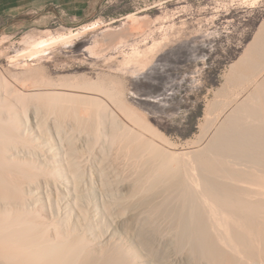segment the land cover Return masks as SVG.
Here are the masks:
<instances>
[{
  "label": "rangeland",
  "instance_id": "1",
  "mask_svg": "<svg viewBox=\"0 0 264 264\" xmlns=\"http://www.w3.org/2000/svg\"><path fill=\"white\" fill-rule=\"evenodd\" d=\"M15 2L17 5H13ZM263 21L264 0H0V70L4 73L7 71L5 74H10L11 77L8 74L7 75L12 78V82H14V85L12 84V86L16 87L18 82L22 85L20 82L21 80L23 83H27V85L23 84L26 87L30 83H37L36 85H38L39 83L42 84L44 82V85L50 86V88H57V86L62 87V85L63 87L65 85V87H68L67 84L64 85V83L67 82L69 86L73 83L76 85L78 83L80 86H78V90L75 88L76 91L80 94H84L87 92L85 89L89 88V86H87L89 85L87 81H94L96 84L99 79L104 80L105 84L116 85L117 89L118 87L120 88L118 89L120 92H124L119 93L121 100H118V102L116 101L117 103L115 102L113 106L107 105V107L104 106L105 108L98 110L97 107L90 106L92 104L90 101L89 103L86 102L87 105H85V103L84 105L82 104L83 106L80 105L81 103H79V99L77 100L76 98V100H69L70 103L67 101L64 104H62V102L53 104L54 101L51 100L52 98H47V96H42V98H44L42 102L41 99L39 101L37 100L41 104V110H47L46 113L47 115L48 113L50 114V118H52L55 114L58 115L54 117L59 120L60 124H62L61 132H65L67 130L66 133L68 134H62L64 137L63 142L65 143L66 148L69 146L67 143L72 141L74 144L77 143L75 146L74 144L71 145L74 147L78 146L80 148L77 149L78 151L80 150L79 158L81 157L80 159L82 161L79 159L80 162L77 161L76 164H74L75 166H73V168H75L76 165L78 166L76 169H72L69 166L67 168V164L60 161L58 162L60 165L56 164L55 166H57L60 171L62 170L63 173L61 171V174H56V177L53 176L54 174H52V170L56 167L51 166L53 169H51V173H49L50 171L48 172V176L41 175L42 178L36 177L37 179H32L31 181L33 182L31 185H29L30 181H27L25 184L26 187L28 185L29 188H33H31L32 191L25 193L27 195L26 197L29 198L28 200H34V202L31 200L33 204H29L31 209L35 208L33 207L36 206L35 201H38L37 203L39 204H37L35 208L36 210H31L33 213H30L29 210L28 215H23V222L26 221V219H28L26 222L39 224L43 223V221L47 223L56 222L58 227L60 226L62 230L65 228L63 231L65 235L68 233L69 236H66L68 239L75 240L76 236H78V238L79 236L85 237L87 241L82 243V247L84 246L85 250H87L86 252H88V249L90 250L91 247L99 248L100 250H104L105 248V251L102 252H106L107 250L114 251L118 245L122 248L125 247L128 252H132L130 253V256H134H132L133 260L136 259L132 261L134 262L133 264H224L220 261L222 260L221 256L224 255V252L225 254L227 252V255L230 252V255L233 256L234 253L232 251L235 252V255H240V258L237 255L236 256L238 258L234 256L235 260L238 259V262L235 261L233 264H264V236L262 237V234H259L261 236L257 234L258 238L255 234L254 237L252 236L253 238H250V236L245 237V235V238L250 239H248L249 241L246 239L247 245L244 244L247 248L243 245L237 249V251L240 250L239 252L235 249L233 250L230 244L235 241L231 240L234 239V237L231 236V238L228 233H225L223 220L221 222L219 221L221 219V215H216L211 210L213 206L210 202L203 199L202 194L204 192V188H223L226 185L227 180L218 175L221 172L220 170L235 173L246 170L255 171V169L264 170V164H262L263 162L260 163V160H256L258 162L256 163L254 162L255 160L252 159L255 155L256 159L261 158V161L264 160V143L260 142L264 141V134L259 135V127L262 125L264 126V116L260 111L264 106V93H261L260 91L262 90V92H264L263 87H261V89L258 88V96L261 95L260 97H263V100H257L259 98L254 96V98L256 97L255 100L257 102L259 101L257 103L255 100H251L253 96L247 97V100L249 101H246V104L248 103L246 105L247 108L241 110L248 111L247 109H249L251 111L248 112L249 115L247 112H242L238 106L236 108L234 105L238 98H244V95H246L245 93L248 91V89H244L251 85L250 82H252L254 78H257L258 74H262L264 76V32L259 34L261 38L258 36L260 38V42L261 39H263L262 44L260 42V44H257L263 45V47L259 46L258 48L256 45V47L253 46L250 50L254 59L251 61L246 59L244 60L246 62H240L237 69H231L230 67L233 62L240 60L248 45L254 40L255 35L260 29L259 26H261ZM255 59L256 61H254ZM243 64L246 65V68ZM28 67H31L32 70L29 72L30 74L27 75L28 71L26 70ZM241 67L244 69L248 68L250 71L248 72L249 75L245 72L243 73V69ZM16 73L18 74L15 76ZM250 73L254 75V78L253 75H250ZM26 75L28 77L31 76L29 77L30 79L26 78ZM121 80L123 84L121 83ZM113 81H119V86L117 83L112 84ZM53 85L56 86L54 87ZM86 94H88V92ZM237 96L238 98L236 99ZM37 101L34 100L33 102L36 103ZM73 102L76 104L78 103V105L76 106ZM122 102H126L129 106L122 107V104H120ZM43 103L45 105H43ZM209 103H212L211 106ZM208 104L209 108L207 107ZM249 104L252 105L251 107L253 108H251ZM257 104H263L259 111L255 110L260 108ZM84 106L87 107L84 108ZM255 106L256 108H254ZM132 110H135L137 113L139 111L138 114L143 117L141 118L144 121L147 120V123H151L150 125L152 126L154 125L153 129L157 133L159 132L158 135L161 137L160 139L163 142L162 145L164 147L161 146V148L165 150H172L178 160L177 162L175 160L176 164L179 163L177 164L178 167L176 164L174 165L175 162L172 163L171 167H176L182 176L186 171L187 173L185 174L190 173L188 174L189 176L186 181L182 180L183 183H177V185L175 178L180 174L178 173V175L175 176L173 175L174 172L172 174L171 171H168L167 173L164 172L165 174L163 173V175L160 176L159 179L161 184L158 185L159 187L150 188V182L147 177L149 173L156 170L155 167H157L158 162H160L156 158L159 159V157L154 154V157H150L147 153L144 155L142 151V154L140 151L139 154L136 153L135 151L137 149L135 147L139 144V140H137V138L135 139L134 136H139L140 138L138 137V139H141L140 134L136 135V133L138 134V131L136 132V130L134 128L132 129L130 125L128 127V124H126L127 127H123L125 124L119 126L112 123L118 119L117 116H119V113H121L120 115L123 117L119 116L121 120L125 118V121H131L130 123H132L133 119L130 116L133 113ZM262 110H264V107ZM81 111L85 113L83 114L85 117L81 114ZM53 112L54 114H52ZM58 112L61 113L59 114ZM244 116L249 118H245ZM109 117L112 119H108ZM71 123L74 127H72L73 125ZM64 125H66V128ZM263 126L261 129L264 130ZM69 128H71V130ZM222 128L223 130H227L223 131ZM221 130L223 132L222 135V132H220ZM228 130L232 132L230 133ZM71 132L72 136H70ZM110 133L114 136L112 137ZM217 133L222 137L217 135ZM229 135H231V139L229 138L228 140ZM67 136L72 137L71 139L76 137L77 141H75V139L70 141V138H68L69 142L67 141ZM246 136H251L250 138L253 141L251 139L250 141ZM242 137L243 139H240ZM258 137H262L260 139L263 140H259ZM111 138H113V140ZM206 144L208 145L206 146ZM54 147L57 148V145H54ZM245 152L248 155H245ZM252 152L256 153L252 154V157L250 155L249 158V154ZM179 153L182 154L180 155ZM109 161L110 163H107ZM93 162H96L97 164H93ZM148 162L149 164H147ZM103 167L105 168L103 169ZM79 168H81V170ZM138 168L140 169L137 170ZM151 168L153 170H151ZM149 170H151V172ZM71 173H73V175L77 174L75 178H78H76L78 182L75 178L74 179L76 181L73 180L74 176L71 175ZM49 175L55 177V180L57 179L58 185L61 188H59V191L57 192L59 193L61 190L60 194L52 188L49 179L50 181H54V178L52 179ZM15 177H13L12 182L16 181ZM45 177H49L47 178L48 180ZM167 179L172 180L169 181ZM69 181L72 184H77H74V187ZM125 181L133 186V188L130 186L131 189H125ZM171 181L173 182L171 183ZM15 183L16 182L4 183L7 187L4 186L5 193H0V199L3 200H0V207H2V209L14 206L15 204V206L20 205L18 204L19 202H8L11 201V197V199L18 197L19 201L24 194V191H21L23 188L21 190L19 188L20 184ZM34 183L36 184L34 185ZM12 185H14L15 188ZM17 186L19 187L17 188ZM38 186L39 188L36 189ZM67 186H71L70 189ZM75 188L76 190H73ZM18 189L21 191V195L18 193ZM24 189L27 190L25 186ZM41 190H43V192H41ZM37 191L40 193L38 194ZM153 191L155 192L153 193ZM34 192L35 194L37 193L35 196H39L38 198L34 197ZM149 193L156 195L155 197L157 198L155 205L153 201V204L149 203L142 206L143 211L140 210L141 214L137 210V216L134 215L133 218H129L130 222L128 223V226L122 225L119 221L114 220L118 219L119 215H121L123 206L120 205V203L118 205L117 201L124 199L122 196L126 197L128 201L121 200L122 204L125 203L123 201H126V206H129V203L131 206V203H135V200L137 201V199L141 197L143 198L146 195H150ZM119 194L122 196L120 197ZM30 195H33L34 198L30 197ZM45 195L48 196L46 197ZM133 196L136 199H134ZM26 197L24 196V201ZM40 197L45 200H42ZM119 197L120 199H118ZM3 198L6 199L4 200ZM78 199H80V201ZM128 199H130V201ZM104 203L105 206L103 205ZM112 203L116 204V206ZM176 204L178 206H176ZM38 206L39 208H37ZM117 207H121V210ZM43 208L46 209L44 210ZM116 209L120 210V214L116 213L119 211H116ZM139 209H141V207ZM232 209L235 212L233 213L237 216V210L235 208ZM114 210L116 212H114ZM190 213L193 215H190ZM260 214L261 213H258V216ZM260 216L258 218L261 219L264 215ZM36 217L38 221L36 220ZM214 217L217 219V224L220 225L215 223L216 221ZM60 219L62 220L60 221ZM234 219L236 218H233V221H230V224L238 227V220ZM260 219L258 220L261 221ZM51 220L55 221L52 222ZM202 220L205 222L203 223ZM235 221L237 222L235 223ZM185 222L187 223V226L189 225L188 229L191 231H189L190 236L187 235V237L183 235L184 225L186 224ZM188 222L190 223L188 224ZM232 222H234V224ZM80 223L82 225H80ZM15 224L16 225H12L14 232L16 235L20 233L19 235H22L23 237L24 233L22 234V225H18V223ZM39 224L35 225L37 230L44 234L47 233L45 235L43 234V236L47 239H51L50 234L52 233L51 236L54 234V227H49L51 228L50 230L53 231H45V227H42L41 225L39 226ZM92 224L94 225L92 226ZM192 225L193 227L195 226L193 229ZM80 227L82 229H80ZM0 229L1 245V240L3 242L5 238H8V235L5 229ZM72 230L75 232H72ZM4 231H6V234ZM230 240L232 242H230ZM98 242L102 243L99 244ZM99 245L102 248H100ZM2 247L0 246V250L3 251L0 255V264H6L7 262L9 264L11 261L12 263L14 261H23L22 263L25 264H43L46 261V259L42 260L43 262L40 259H37L36 261L28 257H26L28 260L26 258L23 259V257L19 253H15V251V256L13 253L11 255H13V258L15 257L18 259L12 260V257L10 258L11 255L8 256L7 253H5L7 252L5 251L6 249L4 250V247ZM250 247L252 248L251 251H249ZM245 249L246 251L248 250L247 252H249V254L245 252ZM220 250L221 253L223 251L222 254H219ZM214 251L217 256H214L216 255ZM241 253L243 254L241 255ZM4 254H6L9 258H5L6 256ZM83 255L84 254L80 256L81 262L82 260H85ZM171 256L172 258L170 259ZM174 256L175 258L176 256L179 258L182 257V259L184 257V260L188 259L187 261L190 262H186L185 260V263H177L173 259ZM215 257H219V260ZM172 261H174V263Z\"/></svg>",
  "mask_w": 264,
  "mask_h": 264
},
{
  "label": "bare ground",
  "instance_id": "2",
  "mask_svg": "<svg viewBox=\"0 0 264 264\" xmlns=\"http://www.w3.org/2000/svg\"><path fill=\"white\" fill-rule=\"evenodd\" d=\"M260 27V29H259V31H258V33L255 35V38H254V40L248 45V47L246 48V50H245V52H244V54L242 55V57L240 58V60H237V61H235V62H233L231 65H230V67H231V69L232 68H238V65L240 64V62H243L244 60H253L254 59V56H252V54H251V52H250V50H251V48L254 46V47H256V45L257 44H262V42L264 41L263 39H261V42H260V38H261V36H259V34H261V33H263L264 32V21L262 22V24H261V26H259ZM260 38H259V37ZM264 36V35H263ZM264 38V37H263ZM263 40V41H262ZM260 42V43H259ZM258 46V48H259V46H262L263 47V45H257ZM261 47V48H262ZM263 49V48H262ZM137 50V49H136ZM260 51H261V49H260ZM263 51H264V49H263ZM255 53V52H254ZM259 53V52H258ZM264 53V52H263ZM260 56V55H259ZM263 57V56H262ZM257 59V58H256ZM256 59L254 60V61H256ZM260 59V58H259ZM263 59V58H262ZM262 61V60H261ZM244 62H246V61H244ZM245 64V63H244ZM243 64V65H244ZM260 64V63H259ZM27 65V64H26ZM242 66V65H241ZM246 65H244V67H245ZM250 66V65H249ZM243 67V66H242ZM241 67V68H242ZM246 68V67H245ZM26 69V68H25ZM240 69V68H239ZM243 69V73L245 72V73H247L248 74V72H250L249 71V69L247 70V69H244V68H242ZM242 69H240V70H242ZM262 69V68H261ZM260 69V70H261ZM32 69H31V67H28L27 68V70L26 71H28V73H27V75L28 74H30L29 72L31 71ZM245 70H247V71H245ZM2 70H0V193H3L4 192V186H6L5 184L6 183H13V182H16V183H19L20 185V187L19 186H17V188L19 187L20 188V190L23 188V190H21V191H24V194L22 195V198H20L21 200H19L18 201V197L17 198H13V199H11L10 198V200L11 201H8V202H14V203H17V202H19L18 204H20V205H18V206H9V207H5L4 205V207L5 208H3L2 209V207H0V228H3V230L5 229L6 231H4V233L6 232L7 233V235H8V238H5V240L2 242V240H1V247L5 250V251H7V252H5V253H7V255L8 256H10L12 253L14 254V256H15V253L17 252V253H19L22 257H23V259L24 258H26V257H28V258H32V260H36L37 261V259L39 260H44V259H46V261H45V263H43V264H133L134 262H132V261H134V260H136V259H134L133 260V258H132V256H130V253H132V252H128L126 249H125V247H119V245L114 249V251L113 250H107V251H109V252H102V251H105V248H104V250H100L99 248H94V247H91L90 248V250L88 249V252H86L87 250H85V248H84V246L82 247V243L83 242H86L87 240H86V238L85 237H80L79 236V238H78V236H76V239L75 240H70V239H68L66 236H69L68 235V233H66L67 235H65L64 234V229L62 230L61 228H60V226L58 227V225L56 224V222L54 223L53 221H55V220H51L53 223H47V222H44L43 221V223H41V224H39V223H31V222H26L28 219H26V221H24L23 222V220H22V218L24 217L23 215H28L29 214V210H30V213L32 212L31 210H36L35 208H36V206H37V204H39V203H37L36 201H35V203H36V206H33V207H35V208H33V209H31V207H30V203H32L31 202V200H28L29 198L28 197H26L27 195L25 194L26 192H30V191H32V189L31 188H29V186L27 185V187H26V183H27V181L29 182L30 181V184L29 185H31V183L33 182V181H31L32 179H37V178H40L41 177V175H43V176H48L47 174H48V172L49 173H51V169H53L51 166H53V167H56V168H54L52 171V174H54L53 176H55L56 174L58 175L59 173L61 174V171L57 168V166H55L56 164H59L58 162H62L63 161V163H65V164H67L66 166H67V168H68V166L70 167V168H72V169H76V168H78V166L76 165V167L75 168H73V166H75L74 164H76V162L78 161V162H80V158H79V156H80V150L78 151V149L77 148H79L78 146L77 147H74L76 144H74V142L72 141V142H70L71 140H73V139H75V141H77L76 139V137L75 138H73V139H71L72 137H66L67 138V141H69L70 143H67L69 146H67V148H66V146H65V143L63 142V140H64V137L62 136V134L63 133H66V131L64 132H61V130H62V124H60L59 123V120L57 119V118H55L54 116H58V115H54L52 118H50V114L48 113V115H47V113H46V111L44 110V111H42L41 110V104H40V102H38L40 99H41V102H42V100H44V98H42V96H47V98L49 97V98H52L51 100L52 101H54L53 102V104L54 103H57V102H62V104H64L65 102H69V100H78L79 99V103H81L80 105H84V103H85V105H87L86 104V102H88L89 103V101L92 103H90L91 105V107L92 106H94V107H97V110L98 109H103V108H105L104 106H106L107 107V105H112L113 106V104H115V102L117 101L118 102V100H121V97H119L120 95H119V93H121L118 89H120L119 87H118V89L116 88V85H109V84H105V81L104 80H99L98 79V82H96V84H95V82L94 81H91V82H89V81H87L88 82V84L89 85H87V86H89V88H86L85 90H87V92H88V94H86V93H84V94H80L79 92H77L76 91V89L78 88V86H80L78 83H77V85L75 84V83H73V84H75V85H73L72 83V85H73V87H72V85L71 86H69L68 85V82L67 83H64V85L65 84H67V86L68 87H63V85H62V87L60 86V87H58L57 86V88H50V86H45L44 85V82L42 83V84H38V85H36V84H34L33 82V84H29L27 87L25 86V85H23V84H26L27 85V83L26 82H22V80L20 81L21 82V84L22 85H20V83L18 82V85L15 87V86H12V84L14 83V82H12V78H10L11 76H10V74H5L3 71L1 72ZM5 71V70H4ZM11 71V70H10ZM21 71V70H20ZM237 71V70H236ZM8 72H9V69H8ZM24 73H26L25 71H23ZM33 72V71H32ZM230 72V71H229ZM252 72V71H251ZM260 72V71H259ZM263 72V71H262ZM15 73V72H14ZM20 73H22V72H20ZM13 74V73H12ZM18 73H16L15 74V76L17 75ZM26 75V76H27ZM32 75V74H31ZM249 75V74H248ZM250 75H253L252 73H250ZM260 74H258V76H259ZM25 76V75H24ZM23 76V77H24ZM107 76V75H106ZM257 76V78H254V75H253V78H254V80L252 81V82H250L251 83V85H250V83H249V87H247L246 89H244V90H247L248 89V91H247V93H245L246 95H244V98L242 97V98H238V96L236 97V103L234 104L235 105V107L237 108V106H238V108L241 110V109H245V108H247V104H246V101L247 102H249L248 100H247V97H252V99L251 100H255L256 99V97L254 98V96H257V98H259V99H257V100H263L260 96L261 95H259L258 96V88H260L261 89V87H263V91H264V76L261 74L259 77ZM29 77H31V76H29ZM28 76L26 77V78H29ZM35 77V76H34ZM43 77H45V76H43ZM102 77V76H101ZM233 77V76H232ZM235 77V76H234ZM237 77V76H236ZM255 77H256V75H255ZM64 78H66V77H64ZM73 78V77H72ZM79 78V77H78ZM107 78H108V76H107ZM225 78H227V77H225ZM30 79V78H29ZM37 79V78H36ZM51 79V78H50ZM50 79H49V81H50ZM60 79V78H59ZM70 79V78H69ZM249 79H251V78H249ZM15 80H16V78H15ZM27 80V79H26ZM40 80V79H39ZM63 80V79H62ZM72 80V79H71ZM107 80V79H106ZM233 80V79H232ZM237 80V79H236ZM247 80V79H246ZM23 81H24V79H23ZM31 81V80H30ZM34 81V80H33ZM43 81V80H42ZM46 81V80H45ZM61 81V80H60ZM97 81V80H96ZM108 81V80H107ZM120 81V80H119ZM119 81H117V82H112V84H115V83H117L118 84V82ZM17 82V81H16ZM28 82V81H27ZM40 82V81H39ZM48 82V81H47ZM86 82V83H87ZM50 83V82H49ZM61 83V82H60ZM59 83V84H60ZM121 83H122V80H121ZM234 83V82H233ZM247 83V82H246ZM123 84V83H122ZM228 84V83H227ZM231 84V83H230ZM14 85V84H13ZM15 85H16V83H15ZM52 85V84H51ZM96 85V86H95ZM121 85V84H120ZM54 86V85H53ZM52 86V87H53ZM56 86V85H55ZM54 86V87H55ZM75 86V87H74ZM118 86H119V84H118ZM244 86V85H243ZM248 86V85H247ZM84 87H85V84H84ZM123 87H124V85H123ZM227 87V86H226ZM225 87V88H226ZM229 87V86H228ZM76 88V89H75ZM79 89V88H78ZM77 89V90H78ZM220 90H221V88H220ZM220 90H218V91H220ZM257 92H256V91ZM261 91V93H264V92H262V90H260ZM243 92V91H242ZM122 93H124V92H122ZM240 93V92H239ZM46 94V95H45ZM228 94V93H227ZM235 94V93H234ZM236 94H238V93H236ZM241 94V93H240ZM243 94V93H242ZM121 95H123V94H121ZM77 96V97H76ZM263 96H264V94H263ZM76 98V99H75ZM124 98V97H123ZM254 98V99H253ZM46 99V98H45ZM226 99V98H225ZM225 99H224V101H225ZM37 101L36 103H34L33 101ZM49 100V99H48ZM229 100V99H228ZM233 100V99H232ZM234 100V101H235ZM51 101V102H52ZM123 101V100H122ZM124 101H126V100H124ZM233 101V102H234ZM256 101V100H255ZM48 102V101H47ZM46 102V103H47ZM78 102V101H77ZM116 102V103H117ZM254 102V101H253ZM257 102V101H256ZM256 102H255V104H256ZM259 102V101H258ZM257 102V103H258ZM263 102H264V100H263ZM263 102H260V103H263ZM70 103V102H69ZM73 103H75V102H73ZM214 103V102H213ZM58 104V103H57ZM56 104V105H57ZM120 104H122V107L124 106V107H127V106H129L128 104H126V102H122V103H120ZM210 104V103H209ZM209 104L207 105V107L209 108ZM212 104V103H211ZM211 104H210V106H211ZM222 104V103H221ZM225 104V103H224ZM230 104V103H229ZM237 104V105H236ZM254 104V105H255ZM43 105H45L44 103H43ZM74 105V104H73ZM75 105L77 106L78 105V103L76 104L75 103ZM82 105V106H83ZM257 105H259V104H257ZM59 106V105H58ZM61 106V105H60ZM81 106V107H82ZM224 106V105H223ZM229 106V105H228ZM249 106L251 107L252 105H250L249 104ZM263 106V104H261V105H259L258 107H260V108H257V109H255V110H260L261 109V107ZM56 107V106H55ZM63 107V106H62ZM87 107V106H86ZM85 106H84V108H86ZM88 107H89V104H88ZM226 107V106H225ZM249 107V108H250ZM264 107V106H263ZM263 107H262V109H263ZM49 108H52V107H49ZM65 108V107H64ZM63 108V109H64ZM78 108V107H77ZM80 108V107H79ZM111 108V107H110ZM130 109H132L131 107H129ZM251 108H253V107H251ZM254 108H256V106L254 107ZM33 109V110H32ZM45 109V108H44ZM59 109V108H58ZM231 109V108H230ZM260 110L262 113V115L264 116V110ZM80 110V109H79ZM111 110V109H110ZM117 110V109H116ZM136 110V109H135ZM135 110H132L133 111V113H132V115H130L131 116V118L133 119V122L132 123H130V122H128V121H125L124 119L123 120H121L120 118H119V116L120 117H122V115H120L121 113H119V116H117L118 117V119H120V120H116L115 118V122L113 121L112 123H115V125H124L123 127H129V125H130V127L133 129H135L136 130V132L138 131V134L136 133V135H139L140 134V136H141V139H138V137H135L134 136V138L136 139L137 138V140H139V144H137L136 145V153H138L139 154V151L141 152H143V154L145 155L146 153L147 154H149V156L150 157H154L153 156V154L155 155V156H157V157H159V159L158 158H156L158 161H160V162H158V164H157V167H155L154 166V164H153V166L156 168V170L155 171H153V172H151V170H153L152 168H151V170H149L151 173H149V171H148V173H146V174H148V180H149V182H150V188H156V187H159L158 185H160L161 184V181H160V176L161 175H163V173L165 172V173H167L168 171L170 172H172V174H173V172H174V174L173 175H175V176H177L178 175V173H179V171H178V169L176 168V167H171V165H172V163L173 162H175V160H176V162L178 161L177 159H176V156H175V154H173L174 152L172 151V150H168V149H162L161 148V146H163L162 144H163V142H162V140L160 139L161 137L158 135V133L153 129L154 127V125L152 126V125H150L149 123H147L146 121H144L142 118V116L140 115V114H138L139 113V111H138V113L137 112H135ZM223 110H225V109H223ZM248 111H242V112H251L249 109H247ZM252 110V109H251ZM255 110H254V112H255ZM83 111V110H82ZM81 111V112H82ZM102 111V110H101ZM43 112H45V113H43ZM50 112H52V111H50ZM63 112V111H62ZM77 112V111H76ZM99 112V111H98ZM98 112H97V114H98ZM214 112V111H213ZM254 112H252L253 114H255ZM59 114L61 113V112H58ZM230 113V112H229ZM257 113V112H256ZM52 114H54V112L52 113ZM82 115L83 114H85V113H81ZM96 114V115H97ZM107 114V113H106ZM110 114V113H109ZM131 114V113H130ZM240 114V113H239ZM252 114V115H253ZM77 115H78V113H77ZM117 115V114H116ZM246 115V114H245ZM248 115H249V113H248ZM259 115H260V113H259ZM49 118H48V117ZM60 116V115H59ZM84 117H85V115H83ZM133 116V117H132ZM218 116V115H217ZM233 116V115H232ZM254 116V115H253ZM261 116V115H260ZM64 117V116H63ZM82 117V116H81ZM92 117V116H91ZM95 117V116H94ZM142 117V118H141ZM245 117V116H244ZM247 117V116H246ZM245 117V118H246ZM262 117V116H261ZM59 118V117H58ZM77 118H79V117H77ZM93 118V117H92ZM104 118V117H103ZM123 118V117H122ZM216 118H218V117H216ZM227 118V117H226ZM240 118V117H239ZM247 118H249V117H247ZM250 118H252V117H250ZM95 119V118H94ZM97 119V118H96ZM108 119H110V117L108 118ZM112 119V118H111ZM110 119V120H111ZM209 119V118H208ZM254 119H256V118H254ZM74 120V119H73ZM83 120V119H82ZM222 120V119H221ZM257 120V119H256ZM256 120H254V121H256ZM63 121V120H62ZM78 121H79V119H78ZM224 121V120H223ZM222 121V122H223ZM232 121H234V120H232ZM250 121V120H249ZM261 121V120H260ZM264 121V120H263ZM262 121V122H263ZM215 122H216V119H215ZM219 122H221V121H219ZM238 122V121H237ZM242 122V121H241ZM73 123V122H72ZM71 123V124H72ZM90 123V122H89ZM111 123V124H112ZM121 123H123V124H121ZM126 124H128L127 126H126ZM218 124V123H217ZM221 124V123H220ZM219 124V125H220ZM224 124H226V123H224ZM256 124V123H255ZM73 125V124H72ZM106 125H107V123H106ZM222 125V124H221ZM237 125V124H236ZM257 125V124H256ZM65 126V128H66V125H64ZM81 126V125H80ZM114 126V125H113ZM118 126V127H119ZM250 126V125H249ZM258 126H260V125H258ZM263 126V125H262ZM262 126H260L259 128V135H262V134H264V130L263 129H261V127ZM68 127V126H67ZM72 127H74V125L72 126ZM71 127V128H72ZM93 127V126H92ZM117 127V128H118ZM219 127V126H218ZM223 127V126H222ZM247 127V126H246ZM65 128H63V129H65ZM71 128H69L70 130H71ZM78 128V127H77ZM111 128H112V126H111ZM116 128V129H117ZM121 128V127H120ZM119 128V129H120ZM263 128H264V126H263ZM68 129V128H67ZM84 129H86V128H84ZM90 129V128H89ZM104 129V128H103ZM109 129V128H108ZM131 129V130H132ZM156 129V128H155ZM254 129V128H253ZM258 129V128H257ZM74 130V129H73ZM92 130V129H91ZM97 130V129H96ZM121 130V129H120ZM127 130V129H126ZM125 130V131H126ZM157 130V129H156ZM222 130H223V128H222ZM222 130L220 131V132H222ZM227 130V129H226ZM226 130H223V131H226ZM247 130V129H246ZM252 130V129H251ZM260 130H262V131H260ZM107 131V130H106ZM106 131H105V134H106ZM112 131V130H111ZM117 131H118V129H117ZM123 131H124V129H123ZM229 131V130H228ZM228 131H227V133H228ZM77 132V131H76ZM81 132V131H80ZM115 132V131H114ZM114 132H113V134H114ZM130 132V131H129ZM132 132V131H131ZM230 132V131H229ZM232 132V131H231ZM230 132V133H231ZM241 132V131H240ZM249 132V131H248ZM260 132H261V134H260ZM263 132V133H262ZM53 133H55V134H53ZM74 133V132H73ZM107 133H108V131H107ZM163 133V132H162ZM219 133V132H218ZM217 133V135H219ZM226 133V132H225ZM226 133V134H227ZM251 133V132H250ZM67 134V133H66ZM103 134V133H102ZM111 134V133H110ZM113 134H111L112 135V137L114 136ZM115 134H116V132H115ZM127 134V133H126ZM223 134V132L221 133V135ZM229 134V133H228ZM227 134V135H228ZM235 134V133H234ZM257 134V133H256ZM68 135V134H67ZM99 135V134H98ZM108 135V134H107ZM119 135V134H118ZM214 135V134H213ZM221 135H219V136H221ZM248 135V134H247ZM66 136V135H65ZM70 136H72V132H71V135ZM120 136V135H119ZM224 136H226V135H224ZM237 136V135H236ZM94 137V136H93ZM97 137V136H96ZM105 137V136H104ZM107 137V136H106ZM129 137V136H128ZM222 137V136H221ZM228 137V136H227ZM247 138H249V140L251 139L250 137L251 136H246ZM245 137V138H246ZM63 138V139H62ZM68 138H70L69 140H68ZM95 138V137H94ZM116 138H118V137H116ZM140 138V137H139ZM167 138V137H166ZM225 138V137H224ZM223 138V139H224ZM229 138L231 139V135H229V137H228V140H229ZM260 138H262V137H258V139L259 140H263V139H260ZM88 139H91V138H88ZM108 139H109V137H108ZM112 140H113V138H111ZM219 139H221V138H219ZM223 139H222V141H223ZM240 139H243V137L242 138H240ZM66 140V139H65ZM107 140V139H106ZM122 140V139H121ZM126 140V139H125ZM246 140H248V139H246ZM245 140V141H246ZM252 140V139H251ZM250 140V141H251ZM66 141V142H67ZM122 141H124V140H122ZM220 141V140H219ZM227 141V140H226ZM240 141V140H239ZM244 141V142H245ZM253 141V140H252ZM90 142V141H89ZM92 142V141H91ZM111 142V141H110ZM201 142V141H200ZM238 142V141H237ZM243 142V141H242ZM247 142V141H246ZM249 142V141H248ZM260 142H263L264 143V141H260ZM97 143V142H96ZM123 143V142H122ZM135 143V142H134ZM136 143H137V141H136ZM253 143V142H252ZM259 143V142H258ZM71 144H74V146L73 145H71ZM82 144H83V142H82ZM249 144H250V142H249ZM261 144V143H260ZM53 145V146H52ZM54 145L56 146L57 145V148L56 147H54ZM111 145V144H110ZM208 144H206V146H207ZM223 145V144H222ZM247 145V144H246ZM261 145H263V144H261ZM260 145V146H261ZM79 146H81V145H79ZM88 146V145H87ZM99 146V145H98ZM102 146H103V144H102ZM130 146V145H129ZM135 146V145H134ZM174 146V145H173ZM176 146V145H175ZM242 146V145H241ZM249 146V145H248ZM254 146H255V144H254ZM82 147V146H81ZM96 147V146H95ZM164 147V146H163ZM84 148V147H83ZM194 148V147H193ZM230 148V147H229ZM242 148V147H241ZM260 148H262V147H260ZM80 149V148H79ZM105 149V148H104ZM109 149V148H108ZM119 149V148H118ZM127 149H129V148H127ZM190 149V148H189ZM206 149V148H205ZM208 149V148H207ZM90 150V149H89ZM101 150V149H100ZM130 150V149H129ZM200 150V149H199ZM224 150V149H223ZM230 150V149H229ZM254 150V149H253ZM252 150V151H253ZM92 151V150H91ZM107 151V150H106ZM116 151V150H115ZM131 151V150H130ZM190 151V150H189ZM226 151V150H225ZM243 151V150H242ZM246 151V150H245ZM82 152V151H81ZM99 152V151H98ZM109 152H111V151H109ZM114 152V151H113ZM133 152H134V150H133ZM142 152H141V154H142ZM145 152V153H144ZM199 152V151H198ZM248 152V151H247ZM259 152V151H258ZM91 153V152H90ZM118 153V152H117ZM202 153V152H201ZM200 153V154H201ZM204 153V152H203ZM226 153V152H225ZM243 153H244V151H243ZM256 153V152H255ZM255 153H251V154H249V158H250V155H251V157L253 156L252 154H255ZM260 153V152H259ZM258 153V154H259ZM84 154V153H83ZM88 154V153H87ZM152 156H151V155ZM180 155L182 154V153H179ZM193 154V153H192ZM218 154V153H217ZM98 155V154H97ZM110 155V154H109ZM123 155V154H122ZM128 155V154H127ZM129 155H130V153H129ZM186 155V154H185ZM227 155V154H226ZM244 155V154H243ZM245 155H248V154H246V152H245ZM264 155V154H263ZM262 155V156H263ZM94 156V155H93ZM102 156V155H101ZM118 156V155H117ZM124 156V155H123ZM232 156V155H231ZM255 156V155H254ZM254 156L252 157V159L253 160H255L254 162H256V163H258L256 160H260L259 162L261 163V162H263L262 164H264V160L263 161H261V158H257L256 159V156H255V158H254ZM87 157V156H86ZM121 157V156H120ZM126 157V156H125ZM128 157V156H127ZM142 157V156H141ZM144 157V156H143ZM190 157V156H189ZM209 157V156H208ZM237 157V156H236ZM118 158V157H117ZM123 158V157H122ZM192 158V157H191ZM213 158V157H212ZM219 158V157H218ZM263 158V157H262ZM80 159V160H79ZM119 159V158H118ZM216 159V158H215ZM242 159V158H241ZM264 159V158H263ZM109 160H110V158H109ZM122 160V159H121ZM124 160V159H123ZM184 160V159H183ZM197 160V159H196ZM226 160V159H225ZM233 160V159H232ZM82 161V160H81ZM84 161V160H83ZM85 161H86V159H85ZM94 161V160H93ZM98 161V160H97ZM108 161V160H107ZM217 161V160H216ZM227 161V160H226ZM241 161V160H240ZM104 162V161H103ZM106 162V161H105ZM176 162L174 163V165L176 164ZM237 162V161H236ZM235 162V163H236ZM251 162V161H250ZM82 163V162H81ZM96 163V162H95ZM94 162H93V164H95ZM107 163H110V161L109 162H107ZM192 163V162H191ZM201 163V162H200ZM249 163V162H248ZM64 164V165H65ZM97 164V163H96ZM101 164H103V163H101ZM147 164H149V162L147 163ZM146 164V165H147ZM156 164V163H155ZM177 164H179V163H177ZM177 164H176V166H177ZM226 164V163H225ZM241 164V163H240ZM247 164V163H246ZM60 165V164H59ZM114 165V164H113ZM135 165V164H134ZM189 165H190V163H189ZM222 165V164H221ZM230 165V164H229ZM82 166V165H81ZM101 166V165H100ZM116 166V165H115ZM214 166V165H213ZM219 166H220V164H219ZM48 167H51V168H48ZM60 167V166H59ZM105 167H106V165H105ZM105 167H103V169L105 168ZM130 167V166H129ZM178 167V166H177ZM197 167V166H196ZM246 167V166H245ZM249 167V166H248ZM70 168H69V170H70ZM83 168H85V167H83ZM98 168V167H97ZM110 168V167H109ZM120 168V167H119ZM135 168V167H134ZM142 168V167H141ZM145 168V167H144ZM154 168V169H155ZM200 168V167H199ZM212 168V167H211ZM223 168V167H222ZM232 168V167H231ZM230 168V169H231ZM240 168V167H239ZM257 168V167H256ZM62 169V168H61ZM80 170H81V168H79ZM92 169V168H91ZM121 169V168H120ZM140 168H138L137 170H139ZM149 169V168H148ZM241 169V168H240ZM66 170V169H65ZM78 170V169H77ZM96 170V169H95ZM110 170V169H109ZM113 170V169H112ZM119 170V169H118ZM129 170V169H128ZM132 170V169H131ZM182 170V169H181ZM227 170V169H226ZM254 170V169H253ZM60 171V172H59ZM91 171V170H90ZM135 171V170H134ZM183 171V170H182ZM191 171V170H190ZM203 171V170H202ZM201 171V172H202ZM221 172H220V174H218V175H220V176H222V177H224L226 180H227V183H226V185L223 187V188H214V187H211V188H204V192L202 193L203 194V199L205 200V201H207V202H210L211 203V205L214 207H212V211L217 215H221L220 216V222L223 220V224L225 225V233L227 234H229L228 236L229 237H231V236H233L234 237V239H231V240H235L234 242H232L231 240H230V242H232L230 245L232 246L231 248L234 250H236L237 251V249H239L241 246H243L244 244H246L247 243V241H249L250 239L249 238H245V237H248V236H250V238L253 236L254 237V235L256 234V236H257V234L259 235V234H262V237L264 236V170H257V169H255V171H251V170H246V171H242V172H227V171H224V170H220ZM69 172V171H68ZM72 172H73V170H72ZM80 172V171H79ZM83 172V171H82ZM105 172H106V169H105ZM120 172V171H119ZM123 172V171H122ZM181 172V171H180ZM206 172V171H205ZM62 173H63V171H62ZM74 173V172H73ZM73 173H71V175H73ZM76 173H77V171H76ZM102 173V172H101ZM111 173V172H110ZM113 173V172H112ZM116 173V172H115ZM126 173V172H125ZM138 173V172H137ZM164 173V174H165ZM181 173H183V172H181ZM185 173H187V171L186 172H184V174ZM214 173V172H213ZM11 174H15L16 175V177H15V175H11ZM65 174V173H64ZM81 174V173H80ZM89 174V173H88ZM91 174V173H90ZM117 174V173H116ZM136 174V173H135ZM134 174V175H135ZM180 174V173H179ZM183 174V176L180 174V175H178L176 178H175V181H176V184L178 183V184H181V182H182V180H185L186 181V179L188 178V174H190V173H188V174H185L184 175ZM209 174V173H208ZM77 174H75V175H73L74 177H73V180H75L76 178H75V176H76ZM79 175V174H78ZM85 175V174H84ZM84 175H83V177H84ZM103 175V174H102ZM106 175V174H105ZM138 175V174H137ZM202 175V174H201ZM212 175V174H211ZM15 177L16 179V181H13L12 182V180H13V177ZM49 176H51V175H49ZM62 176V175H61ZM100 176H101V174H100ZM203 176H204V174H203ZM215 176H216V174H215ZM20 177V178H19ZM37 177V178H36ZM52 177V176H51ZM56 177V176H55ZM55 177H52V179L54 180V181H50V179H49V182L51 183V186H52V188L57 192V191H59V188H60V186L58 185V182H57V179L55 180ZM89 177H90V175H89ZM102 177V176H101ZM105 177V176H104ZM113 177V176H112ZM163 177V176H162ZM214 177V176H213ZM42 178V177H41ZM46 179L47 178H49V177H45ZM67 178V177H66ZM72 178V177H71ZM75 178V179H74ZM91 178V177H90ZM94 178V177H93ZM205 178H206V176H205ZM78 179V178H77ZM76 179V180H77ZM103 179V178H102ZM106 179V178H105ZM107 179H108V177H107ZM106 179V180H107ZM113 179V178H112ZM172 179H173V176H172ZM172 179H167V180H172ZM193 179V178H192ZM45 180V179H44ZM48 180V179H47ZM46 180V181H47ZM68 180H70V179H68ZM75 180V181H76ZM111 180V179H110ZM109 180V181H110ZM123 180V179H122ZM211 180V179H210ZM214 180V179H213ZM80 181V180H79ZM92 181V180H91ZM108 181V182H109ZM121 181V180H120ZM192 181V180H191ZM222 181V180H221ZM35 182V181H34ZM38 182V181H37ZM59 182H61V181H59ZM65 182V181H64ZM70 182V181H69ZM68 182V183H69ZM77 182H78V180H77ZM101 182V181H100ZM107 182V183H108ZM126 182V181H125ZM134 182V181H133ZM148 182V181H147ZM168 182V181H167ZM173 181H171V183H172ZM204 182V181H203ZM208 182V181H207ZM215 182V181H214ZM5 183V184H4ZM15 183V184H16ZM44 183H45V181H44ZM67 183V184H68ZM71 183V182H70ZM69 183V184H70ZM90 183V182H89ZM94 183V182H93ZM113 183V182H112ZM118 183V182H117ZM127 183V182H126ZM124 184L123 186L125 187V189L126 188H130V184L129 183H127V184ZM183 183V182H182ZM196 183V182H195ZM199 183V182H198ZM197 183V184H198ZM205 183V182H204ZM209 183V182H208ZM36 183H34V185H35ZM40 184H41V182H40ZM63 184V183H62ZM66 184V185H67ZM72 184V183H71ZM74 184H77V183H74ZM74 184H72L73 186H74ZM96 184H98V183H96ZM110 184V183H109ZM136 184V183H135ZM140 184V183H139ZM165 184V183H164ZM177 184V185H178ZM185 184V183H184ZM200 184V183H199ZM8 185H10V184H8ZM95 185V184H94ZM133 185V184H132ZM187 185H188V183H187ZM191 185V184H190ZM214 185V184H213ZM12 186H14V185H12ZM11 186V187H12ZM24 186H25V188L27 189V190H25L24 189ZM72 186V187H73ZM77 186V185H76ZM81 186V185H80ZM88 186V185H87ZM103 186V185H102ZM181 186V185H180ZM185 186V185H184ZM7 187V186H6ZM41 187V186H40ZM67 187H69V186H67ZM71 187V186H70ZM70 187H69V189H70ZM75 187V186H74ZM79 187V186H78ZM96 187V186H95ZM105 187H106V185H105ZM193 187V186H192ZM206 187V186H205ZM222 187V186H221ZM14 188H15V186H14ZM37 188H39V186L38 187H36V189ZM45 188H47V187H45ZM103 188H104V186H103ZM109 188V187H108ZM116 188V187H115ZM131 188H133V186H131ZM130 188V189H131ZM187 188V187H186ZM213 188V189H212ZM34 189H35V187H34ZM35 189V190H36ZM41 189V188H40ZM40 189H39V191H40ZM61 189V188H60ZM88 189V188H87ZM118 189V188H117ZM134 189H135V187H134ZM138 189V188H137ZM136 189V190H137ZM142 189V188H141ZM198 189V188H197ZM196 189V190H197ZM8 190V189H7ZM10 190V189H9ZM19 189L17 190L18 191V193H20V195H21V191H20ZM44 190V189H43ZM43 190H41V192H43ZM48 190V189H47ZM73 190H76V188L75 189H73ZM78 190V189H77ZM133 190V189H132ZM131 190V191H132ZM144 190V189H143ZM142 190V191H143ZM184 190V189H183ZM16 191V192H17ZM34 191V190H33ZM46 191V190H45ZM50 191V190H49ZM67 191V190H66ZM69 191V190H68ZM94 191V190H93ZM117 191V190H116ZM130 191V190H129ZM54 192V191H53ZM83 192V191H82ZM133 192V191H132ZM150 192V191H149ZM155 191H153V193H154ZM176 192V191H175ZM5 193V192H4ZM7 193H8V191H7ZM37 193H38V191H37ZM36 193V194H37ZM40 193V192H39ZM38 193V194H39ZM46 193V192H45ZM50 193V192H49ZM58 193V192H57ZM61 193V190H60V192L58 193V194H60ZM136 193V192H135ZM150 194V195H146V196H144L143 198L141 197V198H139V199H137V201L135 200V203L133 202V204L131 203V206H130V203H129V206L127 205L126 206V201H127V198L126 197H124V196H122V195H120V197L122 196L124 199H121V200H126V201H123V202H125L124 204H125V206H124V204H122V201L121 200H118L117 202H118V205H119V203H120V205H122L123 207H122V210H121V207H117V208H120V210H121V215H119V220L118 219H114V220H117V221H119V223L120 224H122V225H125V226H128V223L130 222L129 221V218H133V216L134 215H136V212H138L139 211V213H140V210H142L143 211V207L142 206H144V205H147V204H153V201H154V205H155V201H156V198L157 197H155L156 195L155 194ZM29 194V193H28ZM30 194H32V193H30ZM34 194V197H37V196H35L36 194H35V192L33 193ZM140 194V193H139ZM197 194V193H196ZM3 195V194H2ZM12 195V194H11ZM107 195V194H106ZM118 195V196H119ZM133 195V194H132ZM141 195V194H140ZM191 195H193V194H191ZM5 196V195H4ZM6 196H8V195H6ZM24 196L26 197V199H25V201H24ZM41 196H43V195H41ZM46 196V195H45ZM48 196V195H47ZM46 196V197H47ZM137 196H138V194H137ZM158 196V195H157ZM30 197H33V195L31 196L30 195ZM33 197V198H34ZM39 197V196H38ZM37 197V198H38ZM45 197V198H46ZM113 197V196H112ZM120 197L118 198V199H120ZM41 198V197H40ZM114 198V197H113ZM117 198V197H116ZM128 198H130V197H128ZM133 198H134V196H133ZM4 199V198H3ZM6 199V198H5ZM4 199V200H5ZM7 199H9V198H7ZM22 199H23V201H22ZM42 199V198H41ZM41 199H37V200H41ZM44 199V198H43ZM42 199V200H43ZM134 199H136V198H134ZM184 199V198H183ZM198 199H200V198H198ZM1 200V199H0ZM15 200V201H14ZM45 200V199H44ZM79 201H80V199H78ZM78 200H76V201H78ZM129 201H130V199H128ZM175 200V199H174ZM1 201H3V200H1ZM0 201V202H1ZM7 201V200H6ZM33 202H34V200H32ZM59 201V200H58ZM115 201V200H114ZM159 201V200H158ZM176 201H177V199H176ZM202 201V200H201ZM41 202V201H40ZM62 202V201H61ZM112 202V201H111ZM128 202V201H127ZM207 202H206V204H207ZM106 203V202H105ZM105 203L103 204L104 206H105ZM116 203V202H115ZM198 203V202H197ZM2 204V203H1ZM12 204V203H11ZM33 204V203H32ZM43 204H44V202H43ZM108 204H110V203H108ZM112 204H114V203H112ZM194 204V203H193ZM200 204V203H199ZM198 204V205H199ZM13 205V204H12ZM81 205V204H80ZM111 205V204H110ZM115 206H116V204H114ZM113 205V206H114ZM175 205V204H174ZM181 205V204H180ZM187 205V204H186ZM197 205V204H196ZM210 205V204H209ZM93 206V205H92ZM103 206V207H104ZM114 206V207H115ZM161 206V205H160ZM176 206H178L177 204H176ZM205 206V205H204ZM217 206V207H216ZM60 207V206H59ZM77 207H78V205H77ZM95 207V206H94ZM141 207V209H139ZM154 207H156V206H154ZM175 207V206H174ZM37 208H39V206L37 207ZM84 208V207H83ZM107 208V207H106ZM111 208H113V207H111ZM116 208V207H115ZM138 208V209H137ZM176 208V207H175ZM182 208V207H181ZM195 208V207H194ZM208 208V207H207ZM232 208H235L237 211L236 212H238V215L236 216L234 213V210L232 209ZM44 209V208H43ZM46 209V208H45ZM44 209V210H45ZM85 209V208H84ZM110 209V208H109ZM215 209V210H214ZM119 210V209H118ZM117 209H116V211H118ZM120 210L118 211V212H116L115 210H114V212H116V213H118V214H120L119 212H120ZM138 210V211H137ZM156 210H158V209H156ZM160 210V209H159ZM233 210V211H232ZM57 211V210H56ZM72 211V210H71ZM101 211V210H100ZM107 211V210H106ZM200 211V210H199ZM34 212H36V211H34ZM39 212V211H38ZM66 212V211H65ZM112 212H113V210H112ZM176 212V211H175ZM191 212H193V211H191ZM234 212V213H233ZM33 213V212H32ZM93 213V212H92ZM115 213V214H116ZM157 213V212H156ZM174 213V212H173ZM197 213V212H196ZM200 213V212H199ZM202 213H204V212H202ZM210 213V212H209ZM212 213V212H211ZM258 213H261L260 215H262L263 216V218H258L259 216H258ZM36 214V213H35ZM39 214V213H38ZM72 214V213H71ZM88 214V213H87ZM112 214H114V213H112ZM141 214V213H140ZM142 214H143V212H142ZM70 215V214H69ZM79 215V214H78ZM85 215H86V213H85ZM117 215V214H116ZM115 215V216H116ZM190 215H193V214H191L190 213ZM204 215V214H203ZM214 215V214H213ZM38 216V215H37ZM137 216V215H136ZM135 216V217H136ZM142 216V215H141ZM161 216V215H160ZM180 216V215H179ZM182 216V215H181ZM202 216V215H201ZM215 216V215H214ZM34 217H35V215H34ZM33 217V218H34ZM40 217V216H39ZM38 217V218H39ZM67 217V216H66ZM87 217V216H86ZM261 217V216H260ZM26 218V217H25ZM29 218H30V216H29ZM41 218H43V217H41ZM91 218V217H90ZM117 218V217H116ZM192 218H193V216H192ZM202 218V217H201ZM209 218V217H208ZM215 218V217H214ZM213 218V219H214ZM217 218H219V217H217ZM232 218V219H231ZM233 218H236L237 220H238V223H237V225H238V227L237 226H233L232 224H230V221H233ZM44 219V218H43ZM46 219V218H45ZM50 219V218H49ZM56 219V218H55ZM186 219H187V217H186ZM188 219H189V217H188ZM197 219H198V217H197ZM236 219H234V220H236ZM258 219H260L261 221H259ZM30 220V219H29ZM36 220H37V217H36ZM62 219H60V221H61ZM65 220H66V218H65ZM91 220V219H90ZM96 220H97V218H96ZM167 220V219H166ZM217 219L215 218V221H216ZM38 221V220H37ZM46 221V220H45ZM50 221V222H51ZM78 221V220H77ZM86 221V220H85ZM89 221V220H88ZM87 221V222H88ZM182 221V220H181ZM188 221V220H187ZM214 221V220H213ZM243 221V222H242ZM255 221H257V222H255ZM36 222V221H35ZM40 222H42V221H40ZM92 222V221H91ZM97 222V221H96ZM162 222V221H161ZM202 222H203V220H202ZM205 222V221H204ZM203 222V223H204ZM237 221H235V223H236ZM15 223H18V225L19 224H21L22 225V227H23V230H22V234H23V237H22V235H19L20 233H18V235H16V233L14 232V228L12 227V225L14 224V225H16ZM95 223V222H94ZM118 223V222H117ZM186 223V222H185ZM190 222H188V224H189ZM209 223V222H208ZM216 224H217V221L215 222ZM219 223V222H218ZM233 224H234V222H232ZM37 224H39V226L41 225L42 227H45V231L46 230H48V231H55L54 232V234L51 236V234H50V237H51V239H47V238H45L44 236H43V234L44 233H42V232H40V231H38L37 230V228L35 227V225H37ZM51 224V225H50ZM52 224H53V226H52ZM68 224V223H67ZM84 224V223H83ZM149 224V223H148ZM163 224V223H162ZM177 224V223H176ZM198 224V223H197ZM223 224H221V225H223ZM80 225H82L81 223H80ZM88 225V224H87ZM94 224H92V226H93ZM96 225V224H95ZM164 225V224H163ZM214 225V224H213ZM217 225H220V224H217ZM231 225V226H230ZM257 226V228H256V226ZM2 226V227H1ZM54 227L53 228V230H50L51 228H49V227ZM119 226V225H118ZM132 226V225H131ZM157 226H158V224H157ZM167 226V225H166ZM174 226V225H173ZM189 226V225H188ZM188 226H187V223L184 225V229H183V235L184 236H186L187 237V235H189L190 236V230L188 229ZM16 227V226H15ZM38 227V226H37ZM72 227V226H71ZM88 227V226H87ZM195 227V226H194ZM193 227V225H192V229L194 228ZM199 227V226H198ZM215 227V226H214ZM219 227V226H218ZM126 228V227H125ZM137 228V227H136ZM153 228H155V227H153ZM190 228V227H189ZM222 228V227H221ZM221 228H220V230H221ZM224 228V227H223ZM19 229V228H18ZM72 229V228H71ZM80 229H82L81 227H80ZM140 229V228H139ZM204 229V228H203ZM211 229V228H210ZM216 229V228H215ZM1 230V229H0ZM69 230V229H68ZM67 230V231H68ZM90 230V229H89ZM100 230V229H99ZM135 230V229H134ZM165 230H166V228H165ZM170 230V229H169ZM174 230V229H173ZM217 230V229H216ZM42 231V230H41ZM66 231V232H67ZM88 231V230H87ZM86 231V232H87ZM154 231V230H153ZM190 231V232H189ZM194 231V230H193ZM200 231V230H199ZM206 231V230H205ZM219 231V230H218ZM72 232H75V231H73L72 230ZM71 232V233H72ZM76 232H77V230H76ZM98 232V231H97ZM174 232V231H173ZM196 232V231H195ZM202 232V231H201ZM5 233V234H6ZM142 233V232H141ZM148 233V232H147ZM203 233V232H202ZM215 233V232H214ZM218 233V232H217ZM3 234V233H2ZM45 234H47V233H45ZM44 234V235H45ZM88 234V233H87ZM140 234V233H139ZM169 234V233H168ZM167 234V235H168ZM193 234V233H192ZM194 234H196V233H194ZM204 234V233H203ZM202 234V235H203ZM208 234V233H207ZM206 234V235H207ZM213 234V233H212ZM7 235H6V237H7ZM76 235H78V234H76ZM85 235V234H84ZM142 235H143V233H142ZM172 235V234H171ZM209 235V234H208ZM222 235V234H221ZM246 235V236H245ZM87 236V235H86ZM196 236V235H195ZM201 236V235H200ZM217 236V235H216ZM218 236H220V235H218ZM225 236V235H224ZM245 236V237H244ZM255 236V237H256ZM259 236H261V235H259ZM1 237V236H0ZM49 237V236H48ZM49 237V238H50ZM107 237V236H106ZM183 237V236H182ZM185 237V238H186ZM203 237V236H202ZM222 237V236H221ZM229 237H228V240H229ZM252 237V238H253ZM258 237V236H257ZM256 237V238H257ZM88 238V237H87ZM104 238V237H103ZM190 238H192V237H190ZM206 238V237H205ZM209 238V237H208ZM212 238V237H211ZM220 238V237H219ZM236 238V239H235ZM259 238V237H258ZM261 238V237H260ZM7 239V240H6ZM89 239V238H88ZM93 239V238H92ZM97 239V238H96ZM150 239V238H149ZM193 239V238H192ZM214 239V238H213ZM218 239V238H217ZM222 239V238H221ZM225 239V238H224ZM246 239H247V241H246ZM249 239V240H248ZM176 240V239H175ZM147 241V240H146ZM151 241V240H150ZM165 241V240H164ZM170 241V240H169ZM203 241V240H202ZM225 241H226V239H225ZM253 241V240H252ZM90 242V241H89ZM134 242V241H133ZM173 242V241H172ZM218 242V241H217ZM220 242V241H219ZM99 243V242H98ZM100 243H102V242H100ZM99 243V244H100ZM112 243V242H111ZM114 243V242H113ZM147 243V242H146ZM202 243V242H201ZM251 243V242H250ZM85 244V243H84ZM87 244V243H86ZM90 244V243H89ZM159 244H160V242H159ZM173 244V243H172ZM171 244V245H172ZM181 244V243H180ZM183 244V243H182ZM192 244V243H191ZM206 244V243H205ZM226 244V243H225ZM98 245V244H97ZM137 245V244H136ZM211 245V244H210ZM247 245V244H246ZM246 245H244L245 247H246ZM248 245H249V243H248ZM86 246V245H85ZM102 246V245H101ZM109 246V245H108ZM122 246V245H121ZM170 246V245H169ZM174 246V245H173ZM197 246V245H196ZM228 246H229V243H228ZM90 247V246H89ZM95 247H96V244H95ZM99 247H100V245H99ZM185 247V246H184ZM215 247V246H214ZM234 247V248H233ZM260 247V246H259ZM1 248V249H2ZM100 248H102V247H100ZM110 248V247H109ZM167 248H169V247H167ZM194 248V247H193ZM204 248V247H203ZM247 248V247H246ZM264 248V247H263ZM108 249V248H107ZM112 249V248H111ZM166 249V248H165ZM202 249V248H201ZM210 249V248H209ZM214 249H216V248H214ZM242 249V248H241ZM244 249V248H243ZM251 247H250V249H249V251H251ZM257 249V248H256ZM262 250V249H261ZM10 253H9V252ZM14 251H15V253H14ZM84 251V252H83ZM231 251V250H230ZM240 250H238L237 252H239ZM248 251V250H247ZM246 251V249H245V252H247ZM253 251V250H252ZM3 253V251L2 250H0V255ZM81 252H83V253H81ZM135 252H136V250H135ZM174 252H175V250H174ZM197 252V251H196ZM213 252V251H212ZM229 252V251H228ZM233 253H234V255L232 256V255H230V252H229V254L227 255V252H226V254H225V252H224V255L223 256H221L222 257V260H220L222 263H224V264H233V263H235V261H237L238 259H236L235 260V257H237L236 255H235V252L234 251H232ZM231 252V253H232ZM236 252V253H237ZM242 252V251H241ZM9 253V254H8ZM193 253V252H192ZM214 253H215V251H214ZM221 253V250H220V252H219V254ZM222 253H223V251H222ZM221 253V254H222ZM248 254H249V252H247ZM255 253V252H254ZM19 254H17L18 256H20ZM81 254V255H80ZM82 254H84L83 256H84V259L85 260H82V262H81V259H80V256H82ZM164 254V253H163ZM169 254V253H168ZM193 254H195V253H193ZM203 254V253H202ZM216 254V253H215ZM239 254V253H238ZM243 253H241V255H242ZM258 254V253H257ZM6 257H5V256ZM4 255H2L3 257H5V258H9V257H7V255L6 254H4ZM16 255V256H17ZM176 255V254H175ZM186 255V254H185ZM209 255V254H208ZM214 255V254H213ZM231 257H230V256ZM252 255V254H251ZM255 255V254H254ZM13 255H11L10 256V258L12 257ZM55 256V257H54ZM57 256V257H56ZM173 256V255H172ZM172 256L170 257V259L172 258ZM214 256H217V254L216 255H214ZM235 256V257H234ZM240 256V255H239ZM238 256V257H239ZM246 256H247V254H246ZM134 257V256H133ZM145 257V256H144ZM186 257V256H185ZM237 257V258H238ZM249 257V256H248ZM250 257H252V256H250ZM56 258V259H55ZM160 258V257H159ZM215 258H217V257H215ZM219 258V257H218ZM217 258V259H218ZM240 258V257H239ZM16 260V259H18V258H13L12 257V260ZM27 259V258H26ZM55 259V260H54ZM82 259H83V257H82ZM177 263H185V260H184V257H183V259H182V257H177L176 256V258H175V256H174V258H173ZM221 259V258H220ZM20 260V259H19ZM28 260V259H27ZM26 260V261H27ZM188 260V259H187ZM186 260V262H190V261H187ZM209 260H211V259H209ZM219 260V259H218ZM249 260V259H248ZM6 261H9V260H6ZM11 261V260H10ZM161 261V260H160ZM202 261V260H201ZM23 262V261H22ZM22 262H19V261H14L13 263H12V261L11 262H9V264L11 263V264H25V263H22ZM43 262V261H42ZM167 262H169V261H167ZM173 263H174V261H172ZM213 262V261H212ZM238 262V261H237ZM136 263V262H135ZM160 263V262H159ZM6 264H8V262L6 263ZM30 264V263H29ZM37 264H40V263H37ZM187 264V263H186ZM189 264V263H188ZM191 264V263H190ZM237 264H239V263H237ZM242 264V263H241Z\"/></svg>",
  "mask_w": 264,
  "mask_h": 264
},
{
  "label": "trees",
  "instance_id": "3",
  "mask_svg": "<svg viewBox=\"0 0 264 264\" xmlns=\"http://www.w3.org/2000/svg\"><path fill=\"white\" fill-rule=\"evenodd\" d=\"M13 5H17V3L15 2Z\"/></svg>",
  "mask_w": 264,
  "mask_h": 264
}]
</instances>
